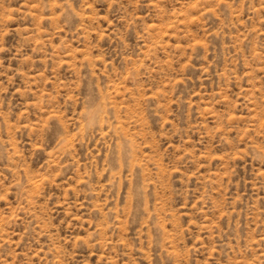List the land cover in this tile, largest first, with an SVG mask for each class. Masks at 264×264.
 I'll return each instance as SVG.
<instances>
[{"label":"rangeland","instance_id":"rangeland-1","mask_svg":"<svg viewBox=\"0 0 264 264\" xmlns=\"http://www.w3.org/2000/svg\"><path fill=\"white\" fill-rule=\"evenodd\" d=\"M0 264H264V0H0Z\"/></svg>","mask_w":264,"mask_h":264}]
</instances>
